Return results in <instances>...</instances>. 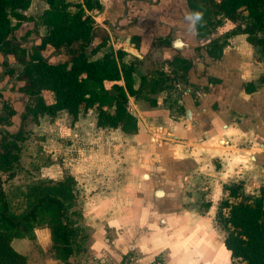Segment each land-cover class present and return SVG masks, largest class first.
Returning <instances> with one entry per match:
<instances>
[{
  "label": "crops",
  "instance_id": "1",
  "mask_svg": "<svg viewBox=\"0 0 264 264\" xmlns=\"http://www.w3.org/2000/svg\"><path fill=\"white\" fill-rule=\"evenodd\" d=\"M100 1L102 12L92 14L98 27L91 46L99 47L93 58L122 49L127 53L124 60L135 62V87L141 76L147 80L139 97H129L138 123L135 133L97 127L95 108L80 112L70 127V147L80 148L70 153V173L78 188H89L79 201L95 251L103 247L99 224L115 227L126 219L135 221L142 214L141 204L153 213L150 219H182L188 207L202 206L199 200L189 204L199 195L210 204L201 215L205 218L226 198L225 185L242 181L243 191L254 194L264 185V54L259 46L243 34L230 33L212 49L214 43L206 45L205 36L198 40L195 28L176 19L170 21L169 44L156 42L159 33L152 30L147 42L130 41L135 52H129L124 42L134 28L121 27L124 22L116 11L122 0ZM160 18L154 10L139 20L152 19L155 24ZM153 57L161 59V68ZM250 82L256 85L253 91L245 87ZM126 177L133 188L125 202ZM141 189L145 195L136 196ZM167 208L178 210L168 214ZM52 245L48 227H35L30 235L12 239L27 264H65L51 252Z\"/></svg>",
  "mask_w": 264,
  "mask_h": 264
},
{
  "label": "trees",
  "instance_id": "2",
  "mask_svg": "<svg viewBox=\"0 0 264 264\" xmlns=\"http://www.w3.org/2000/svg\"><path fill=\"white\" fill-rule=\"evenodd\" d=\"M48 4L39 21L47 27V33L41 36L39 46L45 49L51 45L55 50L64 47L69 58L60 62L48 63L42 59L39 50L32 52L24 49L16 39V31L21 26L31 0H0V51L4 55L17 53V60L24 69L17 79L23 80L21 92L32 96L35 103L28 105L27 113L36 120L44 114L56 115L66 111L72 122L78 119L80 112L89 108L96 109V125L102 128H121L124 133H135L138 129L136 116L129 109V97H139L146 76H141V84L135 87L134 61L126 62L124 50L106 51L101 58H92L99 47L88 50L95 33L92 14L100 12L103 5L100 0H82L72 4L74 11L69 10L66 0H45ZM190 14L200 13L201 19L195 24L197 36L204 35V23L210 16L223 15L232 21L247 13L253 22L235 33H246L249 42L259 46L264 54V0H188ZM197 1L198 3H195ZM12 17L18 22L13 24ZM259 29L262 36H254ZM9 35L12 38H9ZM28 58V59H27ZM4 62L6 60L4 59ZM253 91L256 85L252 82L245 85ZM42 90L53 93V100L45 101ZM17 110L6 104L0 121L8 124ZM12 137V139H10ZM18 140L21 136L6 134L0 141V170H10L19 159ZM243 182L225 185L227 196L218 205L217 218L227 230L224 245L230 252L231 264H264V185L257 194L243 191ZM36 186H32L34 190ZM0 192V264H27L25 255L12 246L14 237L24 236L19 231L22 220L13 219L7 214L8 203ZM78 186L76 178L69 172L59 180H53L44 187V191L34 196V205L25 214L24 225L35 228L38 213H49L48 226L53 237L52 249L58 258L71 264L69 257L73 250L71 242L73 229L79 225L83 213L77 209ZM210 204L206 203V207ZM78 216L77 221L68 217V211ZM46 211V212H45ZM74 225V226H73ZM32 229V230H33Z\"/></svg>",
  "mask_w": 264,
  "mask_h": 264
},
{
  "label": "rangeland",
  "instance_id": "3",
  "mask_svg": "<svg viewBox=\"0 0 264 264\" xmlns=\"http://www.w3.org/2000/svg\"><path fill=\"white\" fill-rule=\"evenodd\" d=\"M66 1L69 4V10L74 11L75 8L72 4L82 0ZM195 3L198 2L195 1ZM46 8H48V4L45 0H31L30 7L23 12L25 17L21 19V26L16 31V39L22 41L24 49L32 48L28 39L39 40L42 35L47 33V27L39 21L40 15ZM12 22L13 24L17 23V18L12 17ZM252 22L253 20L247 13L241 14L236 21L225 18L221 14L212 15L204 23V38L206 39L204 41L206 45L214 42L219 43L232 31L246 28ZM239 34H243L246 38L248 36L246 33L239 32ZM262 35L261 30L255 31L254 36ZM215 43L212 49L215 48ZM15 51L17 53L7 54L9 57L7 63L3 61L4 51H0V116L4 114L8 103L17 110L16 114L7 122L8 124L0 121V141L6 134L21 136V140H18L20 142V145L18 144L19 159L12 164L10 170H0V192L4 193L3 196L8 203L7 214L13 219L22 220V225L18 227L19 231L30 235L33 228L24 225L28 221L23 218L36 203L34 201L35 194L44 191V187L53 180L62 179L70 172V153H79L77 149L80 148L77 147L75 150L74 147H70L71 138L74 136L70 127L74 122L71 121L66 111H60L54 116L44 114L38 120L30 113L26 115V112H29L28 105L35 103L36 99L29 95L24 96L20 90L24 81L13 78L21 69L20 66L13 65L19 62L16 56L21 49ZM54 52L55 49L51 46L43 50L45 55H50L51 62L69 58L65 52L60 54H54ZM147 54L150 56V52ZM153 62L158 68L162 67L161 59L153 57ZM10 63H12L10 70H4V67L6 69ZM42 94L46 102L50 103L53 100L51 91L42 90ZM89 115L92 118L93 112L91 111ZM176 179L180 180L179 177ZM32 186H36V188L33 190ZM132 188L126 177L124 183L125 202L127 201L126 196L129 195L128 191ZM88 189L78 188L77 209L82 213L83 207L79 200L83 202L89 194ZM144 195L143 190L136 193V196L139 197ZM193 198L189 204H194L196 200H199L196 203L201 202L202 206L200 208L188 207L185 217L182 219L172 217L164 221L161 216L150 219V216H154L153 213H148V207L141 204L142 214L135 221L128 222L126 219L125 223H122L123 225L117 224L115 227L99 224L100 227L97 226L99 227L97 230L101 235L100 239L103 240V247L96 251L90 247V228L86 227L82 217L79 225L71 229L73 230L71 242L73 253L69 257L72 260L71 264H231L230 252L224 245L227 230L217 218L218 208L215 209L214 214L203 218L201 215L208 208H206V202L202 201V197L199 195ZM1 205L2 200L0 199V208ZM164 210L171 214L172 211L178 209L167 208ZM48 214L43 211L39 212V219L32 221L36 225L34 227L50 228ZM68 217L72 223L78 219V216L72 214L71 210L68 211ZM51 252L55 255L53 249Z\"/></svg>",
  "mask_w": 264,
  "mask_h": 264
},
{
  "label": "flooded vegetation",
  "instance_id": "4",
  "mask_svg": "<svg viewBox=\"0 0 264 264\" xmlns=\"http://www.w3.org/2000/svg\"><path fill=\"white\" fill-rule=\"evenodd\" d=\"M176 1H177V6L173 5L174 4L173 0H122V3H121L122 5L117 6L116 14L118 15V19H121V21L123 20V22H124L123 26H121L122 28L124 27V28H126V30H129L132 27L134 28L133 33L129 34V35H131V41L136 40V41H138V44L141 45L143 43V39H146V42H147L148 32L149 31L153 32L155 30V32L159 33L158 34L159 37L156 39V42H160L161 44H169V42L171 41L170 40V35H171L170 21L175 23V22H177V21H175L176 19H178V20L180 19L179 24L180 23H182L183 25H184V23L189 24L190 30H192L191 27L193 29L195 28L192 25L191 21H189L186 18L190 15L188 0H182L181 3L179 0H175V2ZM154 10L159 11L161 14V18L159 21H157V23L154 24L152 19H150V20L149 19H145V20L140 19L139 20V18L142 14H146L147 12L154 11ZM94 23H95V21H94ZM97 27L98 26L95 23V28H94L95 33H96ZM95 33H94V35H95ZM197 34L198 33L196 30V37L199 40L200 37H198ZM94 35H93L92 41L94 39ZM155 36H156V34H155ZM204 36L205 35H203L202 37H204ZM39 40H36L33 38L28 39V42L31 43V47H32L29 51L32 52V49L39 50V53L42 56V59L47 61L48 63H50L51 62L50 61V55H45L43 53V50H45L48 46H51V45H47L45 49H41L39 46ZM18 41L20 42L21 46H23L22 41H20V40H18ZM92 41L88 46V50L94 48L91 46ZM156 42H153V43L155 44ZM51 47L54 48L53 46H51ZM96 47H98V46H96ZM63 52L68 54L67 50L64 47L60 48L59 50H55L54 54H60ZM92 55L93 54H91L90 57H92ZM4 59H5V55L3 56V61H4ZM7 61L8 60H6V62ZM62 61H64V60H61V62ZM55 62H52V63H55ZM13 65H16V63H14ZM11 66H12V63L8 64L6 69L4 67V70L9 71ZM23 69H20L19 72L13 76V78L17 79L18 76L23 71Z\"/></svg>",
  "mask_w": 264,
  "mask_h": 264
},
{
  "label": "water",
  "instance_id": "5",
  "mask_svg": "<svg viewBox=\"0 0 264 264\" xmlns=\"http://www.w3.org/2000/svg\"><path fill=\"white\" fill-rule=\"evenodd\" d=\"M9 38H12V36L9 35ZM130 41H131V35H128V36L126 37L125 42H124V43H125V50H127V51H129V52H135V50L130 46ZM5 59H6V60H9L8 55H5ZM60 62H61V61H60ZM50 63H52V62H50ZM16 65H17V66H20L21 69L24 68V65H21L20 62H16ZM186 116H187V118L190 120V118H191V111H190V109H188V110L186 111ZM159 130L161 131V128H159ZM170 135H172V134H170ZM18 144L20 145V142H18ZM146 177H147V176H146Z\"/></svg>",
  "mask_w": 264,
  "mask_h": 264
},
{
  "label": "clouds",
  "instance_id": "6",
  "mask_svg": "<svg viewBox=\"0 0 264 264\" xmlns=\"http://www.w3.org/2000/svg\"><path fill=\"white\" fill-rule=\"evenodd\" d=\"M189 21H191L192 25L195 26V24L201 19L200 13H193L190 14L188 17H186Z\"/></svg>",
  "mask_w": 264,
  "mask_h": 264
}]
</instances>
